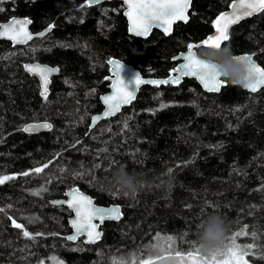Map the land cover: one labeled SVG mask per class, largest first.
<instances>
[{
  "label": "trees",
  "instance_id": "obj_1",
  "mask_svg": "<svg viewBox=\"0 0 264 264\" xmlns=\"http://www.w3.org/2000/svg\"><path fill=\"white\" fill-rule=\"evenodd\" d=\"M233 1L192 0L186 23L169 36L153 31L143 40L128 34L118 1L89 7L86 0H0V24L25 17L34 33L51 25L26 46L0 40V177H15L0 184V264H113L121 258L142 264L156 259L150 245L167 247L158 235L174 236L184 253L193 250L197 224L213 212L229 222L225 244L247 226L236 243L264 252V89L249 93L225 82L219 93H206L191 79L143 86L131 106L88 130L109 90L110 59L143 77H165L177 64L173 58L206 39ZM224 45L235 56L251 54L264 68V11L232 28ZM28 62L58 68L47 99L24 71ZM40 122L52 128L22 130ZM121 166L154 181L151 189L134 199L116 194L110 177ZM37 167L43 171L36 173ZM170 169L176 187L164 198L159 184ZM72 187L98 205L122 209V218L105 222L93 245L68 241L71 214L51 205ZM258 248L245 257L249 264H264Z\"/></svg>",
  "mask_w": 264,
  "mask_h": 264
},
{
  "label": "snow or ice",
  "instance_id": "obj_2",
  "mask_svg": "<svg viewBox=\"0 0 264 264\" xmlns=\"http://www.w3.org/2000/svg\"><path fill=\"white\" fill-rule=\"evenodd\" d=\"M87 5L90 7L94 4H99L100 0H86ZM127 5L126 15L128 16L131 26L129 31L136 36H148L151 29L161 27L163 32L168 35L172 31V25L178 21H187L186 15L187 9L190 5V0H124ZM231 7L234 10H242L239 14L237 11L230 13H221L214 22L215 33L209 35L200 44H189L187 46V52L183 54L181 63L178 67L172 69V72L176 75H170L169 79L162 80H143L139 73H135L131 83L134 87L129 89L128 84L121 77L122 63L116 60H109L108 63L113 65L114 79L112 83L113 93L102 97L103 103L106 105V110L102 116L97 115L91 117L92 126H95L96 122L100 119L114 116L120 111L122 105L130 104L135 99V91L141 84L151 83L159 86L161 84H179L183 77L196 78L203 88L208 92H219L225 85L219 77L218 72L214 65H207L195 58L194 48H221L224 46V42L229 40V26L237 23L244 16H251L253 13L264 11V0H240L239 4L233 3ZM3 9H0L2 11ZM30 23L28 20L13 19L8 24L0 25V37H5L13 42V44H23L32 40L33 36L27 31L26 25ZM51 28V25L49 26ZM43 35V34H41ZM239 62H246L250 66V76L252 82L246 85V89H249L252 93L258 91L261 86H264V68L257 66L253 62L251 55L235 56ZM26 70L30 73L38 74L43 82L42 96L47 99V86L49 83V73L57 71L56 69H50L40 66L26 65ZM125 128L128 127L127 122L124 124ZM45 129H51L50 123H44L39 125ZM23 131H32V127H25ZM103 151H107L104 149ZM44 167H47L45 165ZM99 167V165H97ZM63 171V169H61ZM36 173L43 171V168L37 167L34 169ZM171 172V169L169 170ZM23 175L27 176L29 173L25 172ZM15 177L3 176L0 177V184L5 183L9 179ZM46 191V189H41ZM39 193H34L38 195ZM116 194H119V190H116ZM65 195L70 198L64 203L67 207L75 212V218L70 221L75 234L67 237L68 240L75 241L81 235H86V243H95L100 239L101 233L96 229L98 225L93 223L94 220H99L101 223L106 219H118L120 209L114 208H99L93 205L90 198L78 194V190H71ZM13 226L16 228H22L23 226L16 223L13 220ZM247 226L241 231L236 232L229 238V243L224 244L223 249L217 250L209 257H201L198 251L194 250L192 246L191 251L187 253L182 252L176 247V238L174 236L156 237L157 241H164L167 247L157 243L150 245L156 254V259L144 260L142 264H157L158 261L175 260L176 264H249V261L245 259L246 256L252 254L253 247H257L254 244H247L241 246L236 243L237 237L241 235H247ZM23 235L26 238L33 239L34 237L27 231H23ZM185 236L187 233L184 234ZM253 240L259 239L255 232L252 233ZM168 252L169 255H163L162 253ZM174 252V256L171 253ZM257 254L261 259H264V252L257 251ZM43 264V262H41ZM113 264H129L123 258L114 259Z\"/></svg>",
  "mask_w": 264,
  "mask_h": 264
},
{
  "label": "clouds",
  "instance_id": "obj_3",
  "mask_svg": "<svg viewBox=\"0 0 264 264\" xmlns=\"http://www.w3.org/2000/svg\"><path fill=\"white\" fill-rule=\"evenodd\" d=\"M231 47L201 49L195 53L198 61L207 65H214L222 81L245 88L252 82L250 66L246 62H239L235 58ZM110 183L119 193L130 199L136 198L141 191L150 190L154 181L143 174L129 172L126 166L117 167L112 171ZM176 187L174 178L169 172L160 182L159 189L164 198L171 196ZM230 231L229 222L218 213H209L196 226L195 238L192 240L194 250L201 257H209L217 250L223 249Z\"/></svg>",
  "mask_w": 264,
  "mask_h": 264
},
{
  "label": "water",
  "instance_id": "obj_4",
  "mask_svg": "<svg viewBox=\"0 0 264 264\" xmlns=\"http://www.w3.org/2000/svg\"><path fill=\"white\" fill-rule=\"evenodd\" d=\"M113 1H118V2H120V3L122 4V6H123V16H124V18L126 19V22H127V29H128V34H129L130 36L135 37V38H139V39L146 40V39L151 35V33H152L153 31H159V32H161L162 34H164L165 36H169V35H171L172 31H171L170 34L166 35V34L163 32V30H162L161 27H156V26H154V27L151 29L149 35L146 36V37H145V36H136L134 33H131V32L129 31V28H130V26H131V22H130L128 16L126 15L127 5L124 3V0H100V3H99V4H94V5L90 6V7L97 6V5H100V4H103V3H107V2H113ZM233 3L239 4V3H240V0H234V1L230 4V6L228 7V9L225 10L224 12H222V13H230V14H231L233 11H237V13L239 14L240 12H242V10H234V9L231 7V5H232ZM191 5H192V0H190V5H189V8L187 9V12H186L187 17H188L189 11H190V9H191ZM259 13H260V12H256V13H253L251 16H244V17H243L242 19H240L237 23H235V24H231V25L229 26L228 35H229V32H230V30H231L232 28H234L235 26H237L238 24H240L242 21L247 20V19H250V18H252L253 16L258 15ZM13 19H20V20H28V21H30V19L25 18V17H14V18L9 19V20L6 21V22L1 23L0 25L8 24L9 21H11V20H13ZM216 19H217V18H216ZM187 21H188V19H187ZM187 21H186V22H187ZM186 22L183 21V20H178V21H176V22L172 25V30H173V27H174L176 24H178V23H186ZM25 27H26L27 31L33 36V39L27 41V43H23V44H13V42H12L11 40H9V39H7V38H5V37H0V40H2V41H6V42L10 43L13 47H21V46H26L27 44H29V43H30L31 41H33L34 39H39V38H42V37L46 36V35L50 32V30H51V28L48 27V28H45V29L42 30V31H39V32L34 33V32H32V30H31V21H30V23H28ZM214 33H215V27H214V29H213V31H212V33H211L210 35H212V34H214ZM41 34H43V35H41ZM193 50L196 52L195 49H193ZM186 52H187V49H186L185 51L179 53L178 55H176V56L173 58V60L177 62V64H176L175 67H178L181 63H183L182 56H183V54H185ZM243 55H251V54H239V55H236V56H243ZM251 56H252V55H251ZM252 58H253V56H252ZM110 60H116V61L122 63L123 67H122V71H121V77H122V79L125 81V83L128 84L130 90H131L132 87H134V85L131 83V81L133 80V77H134V74H135V73H139L140 76H141V79H143V80H162V79H169V78H170V75H172V76L176 75V74L173 73L172 70H171V71L169 72V74H168L167 76H165V77H161V78L143 77L142 74L140 73V71H139L138 69L134 68L132 65H130V64H126V63H124V62H122V61H120V60H118V59H113V58H112V59H110ZM253 62H254L257 66L261 67V66H260V65H259L254 59H253ZM26 65L40 66V67H46V68L56 69V70H57V71H54V72L49 73V76H48V78H49V83H48V86H47V95H48V93H49V86H50V83H51V79H52L53 77H55V76L58 75V68H56V67H51V66L46 65V64H41V63H38V62H28V63L24 64V71H25L27 74H29L30 76L34 77V78L38 81V85H39V94H40V96H42L43 82H42V80L40 79V76H39L38 74H34V73H30V72H28V71L26 70V68H25ZM108 66H109L110 69H109V76L106 78V81L109 83V90H108V92H106V93H104L103 95L100 96V102H101V105H102V110H101L99 113L94 114L93 116H97V115L102 116L103 112L106 110V105L103 103L102 97H103V96H106V95H111V94L113 93L112 83H113V79H114V72H113V67H114V66L111 65V64H109V63H108ZM175 67H174V68H175ZM261 68H262V67H261ZM184 79H191V80H194V81L200 86V88H201L204 92H206V93H214V94H217V93L220 92V91H219V92H208L207 90H205V89L203 88V86L201 85V83H200L196 78H194V77H183V78L181 79L180 83H182ZM180 83H179V84H180ZM167 85H178V84H171V83H170V84H161V85H159V86L153 85V84H151V83L141 84V85H139V87H138L137 90L135 91V99H136V97H137V95H138L140 89H141L143 86H150V87L159 88V87L167 86ZM224 86H225V85H224ZM224 86H223V87H224ZM240 88L243 89V90H245V91H247V92H249V93H252L249 89H246V88H243V87H240ZM221 89H222V88H221ZM261 89H264V86H261V87L258 89V91L261 90ZM258 91H257V92H258ZM255 93H256V92H255ZM42 97H44V96H42ZM135 99H134L130 104L122 105L121 108H120V111L117 112L114 116L107 117V118H103V117H102V119H100L99 121L96 122L95 126H92V120L90 119V125H89V127H88V130L90 131V130H92L93 128H95V127H96L101 121H105V120H108V119H111V118L117 116L118 114L121 113V111H122L123 109L128 108L129 106H131V104L135 101ZM93 116H92V117H93ZM42 124H44V122H40V123H29V124H26V125L24 126V128H25V127H32V131H28V132H27V133H31V134H37V133H41V132H45V131L50 130V129H45V128H43V127H39V125H42ZM24 128H23V129H24ZM25 132H26V131H25ZM73 189L78 190V194H81V195H84V196L90 198V199L92 200V202H93V205H94L95 207H99V208H114V207H119V209H120V213H119V218H118V219H110V218H106L102 223H101L99 220H94V221H93V223H95V224L98 225V228H97L96 230H97L98 232L101 233V236H102L101 227H102V225H103L105 222H118V221L122 218V209H121V207H120L119 205H117V204H111V205H108V206L98 205V204L95 203V200H94L90 195L86 194L84 191L80 190V189L77 188V187H72V188L68 189V190L65 192V194H66V193H69V192H70L71 190H73ZM65 194H64V198L51 200V205H53V206H63V207L67 208V209L70 211V213H71V217H70L69 220H68V226H69V228H70V234H69L68 236H70V235L75 234V229H73V227H72V225H71V223H70V221H71L72 219L75 218V212H74L73 210L69 209V208L67 207V204L64 203L65 201H67V200L70 198L69 196H67V195H65ZM68 236H67V237H68ZM101 236H100V239H101ZM78 238L81 239V240L83 241V243H85V244H87V245H93V244H95V243H97V242L100 241V239H99V240H97L95 243H86V242H85V241L87 240V236H86V235H81V236H79ZM67 240H68V239H67ZM68 241H70V242H74V241H71V240H68ZM75 241H76V240H75ZM166 255H169V254H166ZM171 255L174 256V254H171ZM154 260H155V259H154ZM157 264H176V261H175L174 259H173V260H166V261H158V260H157Z\"/></svg>",
  "mask_w": 264,
  "mask_h": 264
},
{
  "label": "bare ground",
  "instance_id": "obj_5",
  "mask_svg": "<svg viewBox=\"0 0 264 264\" xmlns=\"http://www.w3.org/2000/svg\"><path fill=\"white\" fill-rule=\"evenodd\" d=\"M71 217V215L69 216V218ZM69 218H68V220H69Z\"/></svg>",
  "mask_w": 264,
  "mask_h": 264
},
{
  "label": "rangeland",
  "instance_id": "obj_6",
  "mask_svg": "<svg viewBox=\"0 0 264 264\" xmlns=\"http://www.w3.org/2000/svg\"><path fill=\"white\" fill-rule=\"evenodd\" d=\"M221 264H222V262H221Z\"/></svg>",
  "mask_w": 264,
  "mask_h": 264
}]
</instances>
